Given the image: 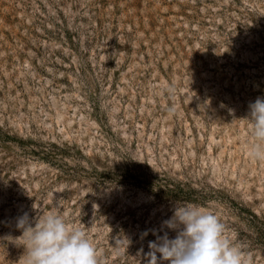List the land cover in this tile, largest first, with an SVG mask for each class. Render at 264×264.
<instances>
[{"label": "rangeland", "instance_id": "374dc122", "mask_svg": "<svg viewBox=\"0 0 264 264\" xmlns=\"http://www.w3.org/2000/svg\"><path fill=\"white\" fill-rule=\"evenodd\" d=\"M257 97L264 0H0V264L55 210L98 264H147L175 203L264 264Z\"/></svg>", "mask_w": 264, "mask_h": 264}, {"label": "clouds", "instance_id": "9594fccd", "mask_svg": "<svg viewBox=\"0 0 264 264\" xmlns=\"http://www.w3.org/2000/svg\"><path fill=\"white\" fill-rule=\"evenodd\" d=\"M246 119L253 138L249 156L264 160V97L249 104ZM17 228L22 230L24 264H98L96 247L86 232L71 226L58 210L35 221L25 213ZM151 232L156 238L148 243L147 264H245L243 250L225 236L224 224L195 204L175 203L172 215Z\"/></svg>", "mask_w": 264, "mask_h": 264}]
</instances>
